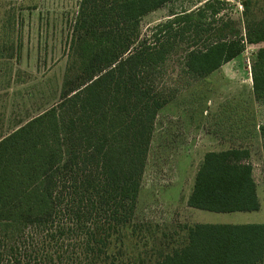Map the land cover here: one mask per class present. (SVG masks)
Returning <instances> with one entry per match:
<instances>
[{
  "label": "trees",
  "instance_id": "trees-1",
  "mask_svg": "<svg viewBox=\"0 0 264 264\" xmlns=\"http://www.w3.org/2000/svg\"><path fill=\"white\" fill-rule=\"evenodd\" d=\"M172 1L80 0L58 101L0 136V264L114 263L155 118L169 99L152 75L185 38V72L195 77L219 69L246 43H264V16L226 37L212 27L220 7L211 0L171 11L140 38V19ZM250 72L254 99L264 105V45ZM257 129L264 161V122ZM186 204L257 211L249 150L206 152ZM180 227V244L152 264H264V223Z\"/></svg>",
  "mask_w": 264,
  "mask_h": 264
},
{
  "label": "rangeland",
  "instance_id": "rangeland-1",
  "mask_svg": "<svg viewBox=\"0 0 264 264\" xmlns=\"http://www.w3.org/2000/svg\"><path fill=\"white\" fill-rule=\"evenodd\" d=\"M203 0H173L139 21L140 38L169 13ZM220 7L212 27L226 37L244 34L264 16V0H211ZM80 0H0V136L56 103L71 63L69 45ZM179 41L158 73L168 102L155 121L135 213L121 253L110 264H152L180 244L182 225L264 223V165L257 125L264 105L252 92L250 66L264 45L244 50L205 77L185 72ZM247 148L260 207L251 212H210L187 206L195 172L208 151Z\"/></svg>",
  "mask_w": 264,
  "mask_h": 264
},
{
  "label": "crops",
  "instance_id": "crops-1",
  "mask_svg": "<svg viewBox=\"0 0 264 264\" xmlns=\"http://www.w3.org/2000/svg\"><path fill=\"white\" fill-rule=\"evenodd\" d=\"M263 165H264V161H263ZM252 167H253V165H252ZM254 170V169H253ZM258 192V191H257ZM257 196H258V194H257ZM258 201H259V199H258ZM259 207H260V203H259Z\"/></svg>",
  "mask_w": 264,
  "mask_h": 264
}]
</instances>
